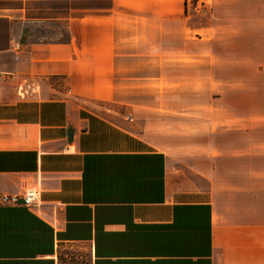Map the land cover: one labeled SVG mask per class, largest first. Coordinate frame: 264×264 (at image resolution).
<instances>
[{
    "label": "crops",
    "instance_id": "0c3cea01",
    "mask_svg": "<svg viewBox=\"0 0 264 264\" xmlns=\"http://www.w3.org/2000/svg\"><path fill=\"white\" fill-rule=\"evenodd\" d=\"M5 1L0 197L33 189L41 206H0V264H264V142L247 130L264 120L99 103L115 96L118 58L145 60L116 50L150 32L151 14Z\"/></svg>",
    "mask_w": 264,
    "mask_h": 264
},
{
    "label": "rangeland",
    "instance_id": "374dc122",
    "mask_svg": "<svg viewBox=\"0 0 264 264\" xmlns=\"http://www.w3.org/2000/svg\"><path fill=\"white\" fill-rule=\"evenodd\" d=\"M37 2L34 6L43 9L40 15H48V9L53 16L104 14L112 6V0ZM3 3L14 6L20 1ZM118 4L130 6L128 14L136 8L151 14L150 32L120 35L129 40L116 50L145 60L118 58L114 98L95 101L209 104L217 119L229 115L264 120V0H119ZM41 82L62 84L56 79ZM247 130L264 142V124H247Z\"/></svg>",
    "mask_w": 264,
    "mask_h": 264
},
{
    "label": "built area",
    "instance_id": "2783aa9c",
    "mask_svg": "<svg viewBox=\"0 0 264 264\" xmlns=\"http://www.w3.org/2000/svg\"><path fill=\"white\" fill-rule=\"evenodd\" d=\"M18 49L20 48L17 45ZM0 206H25L30 209H39L41 206V198L39 192L33 189L26 191L24 194H5L0 197ZM74 244V241L69 243ZM60 247V244L58 245ZM69 249L75 252V246L69 245Z\"/></svg>",
    "mask_w": 264,
    "mask_h": 264
}]
</instances>
